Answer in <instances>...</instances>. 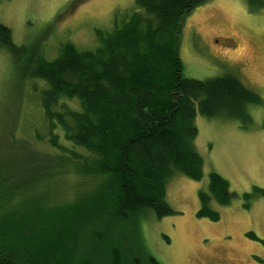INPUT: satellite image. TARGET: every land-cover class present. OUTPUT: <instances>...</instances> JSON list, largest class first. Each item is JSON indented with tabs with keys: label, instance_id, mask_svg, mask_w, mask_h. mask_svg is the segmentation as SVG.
Instances as JSON below:
<instances>
[{
	"label": "trees",
	"instance_id": "16d2710c",
	"mask_svg": "<svg viewBox=\"0 0 264 264\" xmlns=\"http://www.w3.org/2000/svg\"><path fill=\"white\" fill-rule=\"evenodd\" d=\"M206 1L135 0L114 30H97L96 48L68 41L54 59L30 53L17 74L20 89L29 82L26 95L38 102L22 138L33 156L21 149L25 159L0 167V264H159L125 254L121 233L149 214L176 213L167 201L174 176L202 179L198 112L212 117L260 102L232 74L184 75L185 19ZM247 1L264 7V0ZM0 48L25 63L26 48L2 23ZM72 177L77 183L69 185ZM210 177L212 195L201 193L199 216L217 221L211 201L229 204L230 184L217 172Z\"/></svg>",
	"mask_w": 264,
	"mask_h": 264
},
{
	"label": "rangeland",
	"instance_id": "374dc122",
	"mask_svg": "<svg viewBox=\"0 0 264 264\" xmlns=\"http://www.w3.org/2000/svg\"><path fill=\"white\" fill-rule=\"evenodd\" d=\"M135 8V0H0V23L26 48L22 65L12 51L0 48L3 170L25 159L18 154L27 150L22 138L37 120L38 102L33 92V100L26 95L32 86L24 83L27 91L21 90L17 74L29 64L30 53L43 51L54 59L68 41L92 50L97 30H114ZM180 49L186 77L207 80L232 74L260 102L212 117L198 112L194 145L204 159L202 179L174 176L167 201L176 213L162 218L149 214L135 229L126 227L120 247L127 255L143 260L151 256L159 264H264V7L252 8L247 0H207L185 19ZM67 101L80 108L78 100ZM212 172L229 181L231 193L227 205L212 199L211 206L220 213L217 221L199 216L201 193L212 195ZM75 183L72 177L68 184ZM64 197L71 198L70 193Z\"/></svg>",
	"mask_w": 264,
	"mask_h": 264
}]
</instances>
